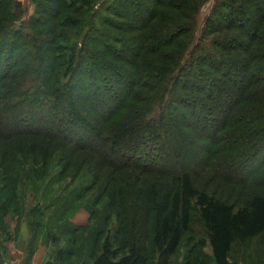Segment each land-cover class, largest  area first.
I'll use <instances>...</instances> for the list:
<instances>
[{"label":"trees","instance_id":"16d2710c","mask_svg":"<svg viewBox=\"0 0 264 264\" xmlns=\"http://www.w3.org/2000/svg\"><path fill=\"white\" fill-rule=\"evenodd\" d=\"M33 1L36 12L23 21L17 0H0L1 260L5 241L19 233L6 217L10 211L21 216L20 157L43 177L59 146L91 156L111 178L150 170L176 184L150 192L141 226L131 221L117 242L108 234L89 262L78 264H174L197 217L204 236L200 253L186 264H264L256 253L261 246L250 244L264 238V0H215L201 29L204 0H126L130 18L121 16L119 0L104 1L97 14L102 24L89 20L88 34L71 48L63 43L73 41L70 33L80 24L66 12L90 0ZM129 22L137 26L128 29ZM172 134L195 136L201 156L174 144ZM205 150L221 159L217 181L246 188L241 202L196 185ZM74 162L60 159L62 179L73 177ZM95 177L100 183L102 176ZM101 191L110 195V186ZM130 193L116 191L117 207ZM41 212L39 206L30 211L38 217L30 225L33 242L45 227ZM56 229L46 233L45 244H59ZM207 246L210 253L203 254ZM76 251L59 248L55 259L71 264Z\"/></svg>","mask_w":264,"mask_h":264},{"label":"rangeland","instance_id":"374dc122","mask_svg":"<svg viewBox=\"0 0 264 264\" xmlns=\"http://www.w3.org/2000/svg\"><path fill=\"white\" fill-rule=\"evenodd\" d=\"M74 1L70 0L72 3ZM104 1L106 2L105 5L112 6V4H116L114 2L117 0H90L87 6L78 3L72 7L75 8V11L66 12L67 16H72L80 24V27L77 29L78 31L72 30L70 33L72 36L75 35L73 41L70 39L68 42L63 43L66 48H71L75 42H80L86 37L90 28L87 24L89 20L90 22H95L97 25L102 24V20L97 14H99L102 6H104ZM17 2L21 6L23 21L33 17L37 8L35 1L17 0ZM119 2L124 7L121 16L130 18L131 12L129 11V5H126V0H119ZM214 4L215 0L203 1L197 17L200 29L205 24L204 22ZM103 14L107 13L104 12ZM107 16L117 19L116 16L110 14ZM135 20L134 22L137 24L138 22ZM127 24L129 26L127 27L128 29L137 26L131 22ZM132 41L133 39L130 38L131 43ZM167 51L170 52V55L176 52L174 48L167 49ZM132 60L135 61L137 58H132ZM126 75L128 76L129 72ZM124 89V92L127 91L126 88ZM61 104L64 110L66 102L63 101ZM23 137L17 138L23 139ZM170 138L174 144H183L185 149L189 147L201 156L203 152L202 148L193 145L194 142H197L195 136L188 134L182 138L174 137L172 134ZM4 142H1L0 146ZM150 145L152 146L153 144L150 143ZM151 150L152 148L148 151ZM16 154H21V149ZM61 158H65L66 160L75 159L74 166L70 170L73 177L68 176L65 179L60 177L59 161ZM202 158L203 160L200 159V163L203 166V170H199L198 165L195 169L196 185L208 189L217 197L241 202L245 193H247L246 188H235L225 183L221 184L216 180V171L221 164V159L211 157L209 150L204 151ZM53 160L48 175L40 177L33 171L32 162L27 163L23 157L19 159L21 176L18 180L17 202L19 201L21 205V216L15 215L13 211H10L6 217L9 229L14 230L15 226L17 227L18 225L19 233L16 239L5 241L9 246H6L9 249V253H6L4 256L2 255L3 258L8 256L11 261L10 264H13L15 261L16 263L21 262V264H58L55 257L56 251L59 248L77 249V253L69 258L71 264H78V261L81 263L82 260L89 262L90 252L93 248L97 247L99 242L102 244L108 234L114 242H117L119 240L118 236L122 235L123 230L127 231L126 228L132 225L131 221L140 226L142 225L145 220L146 209L149 205L151 191L171 190L176 185L175 182L164 179L150 170L143 172L125 170L123 173L116 175V179L108 177L106 170L100 168L91 156L90 158H84L81 153L72 156L59 146L56 147ZM94 168L95 170H93ZM96 175L102 176L100 183L93 182V180H97V177L94 178ZM94 184L96 185L94 190L88 192L86 196L82 195L85 189ZM108 186H110V195L101 191V189L106 190ZM131 187L141 191V194L134 191ZM120 189L131 190L129 194L131 199L128 203H125L123 208L116 205L117 196L115 193ZM37 206L41 207L42 215L39 217L42 218V224L45 227L40 231L39 238L33 242L30 225L33 220L37 221L38 217L33 215L32 219L30 211ZM128 206H131L132 209H124ZM118 212L120 213L118 214ZM152 219V214H149L148 211L147 222L152 223ZM51 228H57L53 231V234L57 235L60 240L59 244H45L48 243L46 242L45 235ZM203 236L204 228L201 220L197 217L194 220V226L183 239L182 245L175 256L174 264H186L187 260L197 256L200 252H195V250ZM2 241L4 243V238L0 234V245ZM250 244L261 246V248L256 249V253L264 260V238L257 239ZM33 249H35V252H32ZM192 249H194V253L191 252ZM236 249L235 253L237 252ZM245 249L248 250L249 247L246 246ZM201 251L203 254H209L210 248L207 246ZM0 262H2L1 258ZM205 264L208 263L205 262Z\"/></svg>","mask_w":264,"mask_h":264},{"label":"crops","instance_id":"0c3cea01","mask_svg":"<svg viewBox=\"0 0 264 264\" xmlns=\"http://www.w3.org/2000/svg\"><path fill=\"white\" fill-rule=\"evenodd\" d=\"M10 243V242H9ZM6 246H8V244H4V247H5V249H6V253L8 254L9 253V249H7V247ZM9 247V246H8ZM11 263V261L9 260V258H8V256L7 257H5V258H3L2 259V262H0V264H10ZM13 264H21V262H17L16 263V261L15 262H13ZM29 264V263H28Z\"/></svg>","mask_w":264,"mask_h":264}]
</instances>
